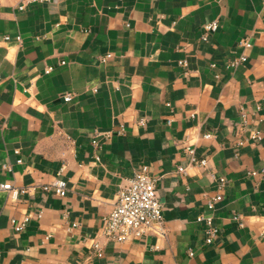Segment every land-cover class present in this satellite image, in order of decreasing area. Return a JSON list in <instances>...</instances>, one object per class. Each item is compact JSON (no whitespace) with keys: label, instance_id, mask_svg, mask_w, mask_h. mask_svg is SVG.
<instances>
[{"label":"crops","instance_id":"crops-1","mask_svg":"<svg viewBox=\"0 0 264 264\" xmlns=\"http://www.w3.org/2000/svg\"><path fill=\"white\" fill-rule=\"evenodd\" d=\"M0 123V183L26 188L16 198L0 188V264H264V179L249 173L264 168L262 0H47L21 9L0 0ZM93 130L110 134L93 146ZM142 163L164 234L106 239L98 228ZM210 173L226 182L206 243L194 216L217 191ZM53 178L65 181L64 194L41 189ZM23 213L32 217L16 231L9 218Z\"/></svg>","mask_w":264,"mask_h":264},{"label":"built area","instance_id":"built-area-1","mask_svg":"<svg viewBox=\"0 0 264 264\" xmlns=\"http://www.w3.org/2000/svg\"><path fill=\"white\" fill-rule=\"evenodd\" d=\"M32 1H47V0H17V8L21 9L25 4ZM264 2V0H262ZM205 30H214L216 28L215 20L207 22L203 25ZM7 38V36H4ZM19 39L18 36H16ZM202 39L205 38L203 32ZM239 44L244 47L250 45L247 38H241ZM245 60V55L240 54L237 57L229 59L226 62V66H234L238 62ZM184 61L179 60V63ZM50 69V66L45 68ZM94 89V87H93ZM71 96L70 92H65L62 96L64 100L69 99ZM250 118L246 110H239V121L237 125L239 128L247 126ZM137 124L143 125L144 118L140 117L136 121ZM1 124V123H0ZM116 132L120 133L123 131L121 124L115 129ZM110 131L104 130H93L91 144L97 146L100 139H105L109 136ZM209 136V133H204L203 137ZM250 138H258L259 134L257 130H252L249 133ZM184 150L190 154V160L196 161L197 164L205 166L207 159L205 156H196L194 154L193 146L186 144ZM97 158V156H95ZM183 166L177 165L176 170L182 171ZM250 174H258L260 179H264V168L259 170L251 169ZM215 181V187L217 191L206 198L205 210L199 211L194 216V220L203 224L204 231V242L208 243L217 233V227L212 221V209L214 202L219 200L221 197L220 190L223 188L226 179L222 175H213L210 173ZM42 190L52 189L55 194L62 195L66 190L65 181L61 178H53L51 181L41 184ZM0 188L7 190V195L11 198H16L17 194L24 192L25 187L13 186L9 181L0 183ZM161 204L158 201L154 191V177L150 174L148 165L145 163L133 172V174L122 183L116 192L115 200L112 203L111 208L106 213L103 224L98 228V232L106 239H113L116 241H123L128 239L132 235H141L151 232L155 235L164 234L163 215L161 211ZM41 211L37 210L33 215L36 217L40 216ZM32 214L23 213L18 219L10 217L9 221L14 230H20ZM231 218L236 221L237 224H241V218L237 213L231 215ZM91 246L95 249L96 254H100V247L97 240H92ZM191 253L190 251L188 252Z\"/></svg>","mask_w":264,"mask_h":264}]
</instances>
